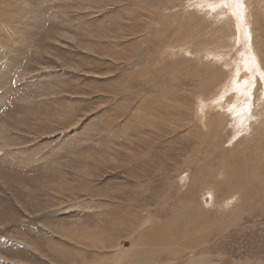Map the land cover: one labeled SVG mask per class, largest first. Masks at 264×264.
<instances>
[{
	"label": "rangeland",
	"instance_id": "1",
	"mask_svg": "<svg viewBox=\"0 0 264 264\" xmlns=\"http://www.w3.org/2000/svg\"><path fill=\"white\" fill-rule=\"evenodd\" d=\"M129 262L264 264V0H0V264Z\"/></svg>",
	"mask_w": 264,
	"mask_h": 264
},
{
	"label": "bare ground",
	"instance_id": "2",
	"mask_svg": "<svg viewBox=\"0 0 264 264\" xmlns=\"http://www.w3.org/2000/svg\"><path fill=\"white\" fill-rule=\"evenodd\" d=\"M235 9V8H234ZM237 9H238V7H237ZM239 13V12H238ZM238 13H237V15H238ZM240 14V13H239ZM242 19H243V21H244V17H242ZM246 64H248L247 62H245ZM256 74V73H255ZM250 75V74H249ZM238 82V81H237ZM250 89V88H249ZM244 91V90H243ZM247 91V90H246ZM250 97V96H249ZM247 98V97H246ZM238 101V100H237ZM156 225H158V224H156ZM156 227V226H155ZM144 229V228H143ZM156 229V228H155ZM142 230V229H141ZM140 230V231H141ZM152 231H154V229H151ZM151 230H150V232H151ZM160 231V230H159ZM149 232V231H148ZM149 232V233H150ZM193 232V231H192ZM157 234V233H156ZM159 234V233H158ZM161 234V233H160ZM178 234V233H177ZM83 235V234H82ZM87 236V235H86ZM92 236V235H91ZM139 237V236H138ZM161 237V236H160ZM152 238H154L153 236H151V234H149V236H148V242L152 239ZM156 238V237H155ZM165 238V237H164ZM168 237L166 236V239H167ZM163 239V238H162ZM161 239V240H162ZM177 239V238H176ZM144 240L146 241V243H147V239H146V235H142V236H140L139 238H137L135 241H134V243L131 245V246H133V248L135 249V250H139V249H142L143 247H144V244H146V243H144ZM154 241H156L157 243H158V241H161V240H159V235H158V240H156V239H153ZM152 241V240H151ZM163 241V240H162ZM161 241V242H162ZM172 241H175V239L174 240H172ZM184 241H187V240H185L184 239ZM160 242V243H161ZM169 242V241H168ZM190 242H191V240H190ZM192 242H194V240L192 241ZM191 242V243H192ZM186 243H188V242H186ZM151 244V243H150ZM153 245L156 247L157 245H158V247L161 245H159V244H154L153 243ZM175 245V244H174ZM185 245V242L183 243V246ZM191 245V244H190ZM154 246H153V249H154ZM165 247H167V246H165ZM182 247V246H181ZM157 248V247H156ZM169 247H167V249H168ZM146 249V248H145ZM151 249V248H150ZM134 250V251H135ZM147 250V249H146ZM166 250V249H165ZM144 251V250H143ZM151 251V250H150ZM156 251V250H155ZM129 252V251H128ZM147 252V251H146ZM167 252V251H166ZM169 252V251H168ZM127 253V252H126ZM153 253V252H152ZM157 253V252H156ZM165 253V252H164ZM171 253V252H170ZM132 254V253H131ZM120 255H121V253H120ZM123 255V254H122ZM128 255V254H127ZM142 255V254H141ZM135 256V255H134ZM175 256V255H174ZM141 257V256H140ZM149 257V256H148ZM131 258V257H130ZM134 258V257H133ZM129 259V258H128ZM137 259H138V257H137ZM136 259V260H137ZM140 259V258H139ZM96 260V259H95ZM120 260V259H119ZM138 261V260H137ZM140 261V260H139ZM102 262V261H101ZM140 262H142V261H140ZM192 262V261H191ZM190 262V263H191ZM91 263H93V262H91ZM129 263H131V262H129ZM143 263H145V260H144V262ZM142 263V264H143ZM85 264V263H84ZM99 264V263H98ZM132 264V263H131ZM187 264V263H186Z\"/></svg>",
	"mask_w": 264,
	"mask_h": 264
}]
</instances>
